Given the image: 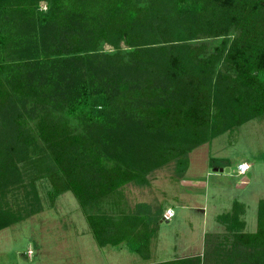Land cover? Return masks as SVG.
<instances>
[{
  "label": "trees",
  "instance_id": "trees-1",
  "mask_svg": "<svg viewBox=\"0 0 264 264\" xmlns=\"http://www.w3.org/2000/svg\"><path fill=\"white\" fill-rule=\"evenodd\" d=\"M257 118L264 0H0V231L43 210L44 181L100 248L148 261L166 209L122 189L169 163L182 178L195 148ZM243 213L217 217L202 255L148 264H264V199L254 232Z\"/></svg>",
  "mask_w": 264,
  "mask_h": 264
},
{
  "label": "rangeland",
  "instance_id": "rangeland-1",
  "mask_svg": "<svg viewBox=\"0 0 264 264\" xmlns=\"http://www.w3.org/2000/svg\"><path fill=\"white\" fill-rule=\"evenodd\" d=\"M188 159L180 179L169 163L148 174L147 185L122 189L130 208L146 203L153 210L174 211L173 218L159 221L148 261L123 244L100 248L74 195L66 192L50 205L43 181L37 183L43 210L0 231V264H148L202 255L209 241L222 240L225 230L217 217L236 203L244 207L245 232H254L258 203L264 199V118L195 148ZM239 163L248 165L246 174L237 175ZM23 194L14 195L13 206Z\"/></svg>",
  "mask_w": 264,
  "mask_h": 264
},
{
  "label": "built area",
  "instance_id": "built-area-1",
  "mask_svg": "<svg viewBox=\"0 0 264 264\" xmlns=\"http://www.w3.org/2000/svg\"><path fill=\"white\" fill-rule=\"evenodd\" d=\"M247 170H248V165L246 163H239L237 165V175H244L246 174ZM173 217H174V211L171 208H168L165 210L162 219L168 221Z\"/></svg>",
  "mask_w": 264,
  "mask_h": 264
}]
</instances>
